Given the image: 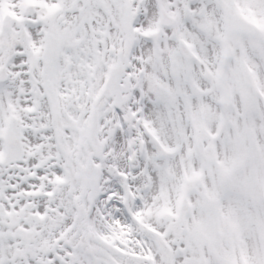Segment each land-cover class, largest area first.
Masks as SVG:
<instances>
[{"label":"snow or ice","instance_id":"6c2138e0","mask_svg":"<svg viewBox=\"0 0 264 264\" xmlns=\"http://www.w3.org/2000/svg\"><path fill=\"white\" fill-rule=\"evenodd\" d=\"M0 264H264V0H0Z\"/></svg>","mask_w":264,"mask_h":264}]
</instances>
